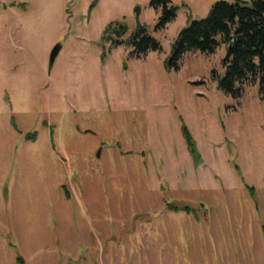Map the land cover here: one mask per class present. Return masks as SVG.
<instances>
[{
	"label": "rangeland",
	"instance_id": "rangeland-1",
	"mask_svg": "<svg viewBox=\"0 0 264 264\" xmlns=\"http://www.w3.org/2000/svg\"><path fill=\"white\" fill-rule=\"evenodd\" d=\"M150 1L0 0V264H264V99L223 44L168 68L220 0Z\"/></svg>",
	"mask_w": 264,
	"mask_h": 264
},
{
	"label": "trees",
	"instance_id": "trees-1",
	"mask_svg": "<svg viewBox=\"0 0 264 264\" xmlns=\"http://www.w3.org/2000/svg\"><path fill=\"white\" fill-rule=\"evenodd\" d=\"M150 5L161 8L157 29H163L176 16V8L169 5L168 0H151ZM120 29L117 27L115 32L118 37L126 32H119ZM108 43L109 50L125 43L136 57L160 50L159 43L146 35L142 28L124 41L110 39ZM222 44L225 46V56L221 61L223 76L218 78V88L236 99L243 87L256 85L259 97L264 99V0L215 2L205 18L190 21L177 34L167 62L168 68L177 70L181 57L187 52L213 54ZM100 59H104V54ZM187 142L190 146L188 136ZM64 195L68 199L66 191ZM17 260L21 262L20 258Z\"/></svg>",
	"mask_w": 264,
	"mask_h": 264
},
{
	"label": "water",
	"instance_id": "water-1",
	"mask_svg": "<svg viewBox=\"0 0 264 264\" xmlns=\"http://www.w3.org/2000/svg\"><path fill=\"white\" fill-rule=\"evenodd\" d=\"M229 49V47L227 48ZM61 50V46L60 45H55L51 52H50V56H49V68L52 67L53 63H54V60L56 58V56L58 55V53L60 52Z\"/></svg>",
	"mask_w": 264,
	"mask_h": 264
}]
</instances>
